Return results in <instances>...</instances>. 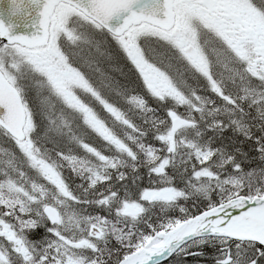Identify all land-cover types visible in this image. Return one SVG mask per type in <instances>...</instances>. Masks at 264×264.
<instances>
[{"label": "snow or ice", "instance_id": "snow-or-ice-1", "mask_svg": "<svg viewBox=\"0 0 264 264\" xmlns=\"http://www.w3.org/2000/svg\"><path fill=\"white\" fill-rule=\"evenodd\" d=\"M0 264H264V0H0Z\"/></svg>", "mask_w": 264, "mask_h": 264}]
</instances>
